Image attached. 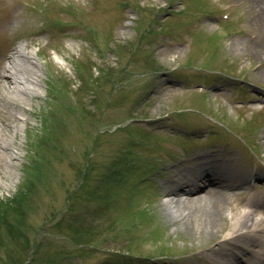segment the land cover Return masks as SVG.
<instances>
[{
  "label": "rangeland",
  "instance_id": "obj_1",
  "mask_svg": "<svg viewBox=\"0 0 264 264\" xmlns=\"http://www.w3.org/2000/svg\"><path fill=\"white\" fill-rule=\"evenodd\" d=\"M261 9L0 0V264L257 262L226 235L264 200ZM19 44L39 69L22 103L3 76ZM204 168L232 187L212 230L203 205L183 221L165 199Z\"/></svg>",
  "mask_w": 264,
  "mask_h": 264
},
{
  "label": "bare ground",
  "instance_id": "obj_2",
  "mask_svg": "<svg viewBox=\"0 0 264 264\" xmlns=\"http://www.w3.org/2000/svg\"><path fill=\"white\" fill-rule=\"evenodd\" d=\"M253 2L257 5L262 4L261 12L256 20L264 24V0H253ZM3 76L10 78L9 89L21 103L26 102L27 98L36 94V90L39 89L38 64L33 59L32 53H25L20 44L13 48L5 64ZM12 128L15 135L18 128L15 125ZM262 139L264 141V131ZM8 157L1 156V159L6 162ZM180 175L181 183L187 184V186H181L166 194L167 209L174 218L188 221L193 214L189 206L192 204L203 205L204 226L210 230L214 229L218 220L222 218L223 204L229 198L227 191L232 188L228 180L221 177L220 173L214 172L211 175L207 171L204 172L203 169H200L199 173L195 172L194 175L187 171ZM201 184H204L205 188H202ZM173 198L179 199L175 201ZM246 208L247 211L244 214L235 218L231 231L226 237L230 241H237L234 243L237 244V248H235L237 253L244 252L256 256L258 261L254 264H264V200L255 198L253 201H248ZM261 208L263 212L259 213ZM215 258L219 264H225V261L233 260V254H219Z\"/></svg>",
  "mask_w": 264,
  "mask_h": 264
},
{
  "label": "trees",
  "instance_id": "obj_3",
  "mask_svg": "<svg viewBox=\"0 0 264 264\" xmlns=\"http://www.w3.org/2000/svg\"><path fill=\"white\" fill-rule=\"evenodd\" d=\"M3 219V218H2Z\"/></svg>",
  "mask_w": 264,
  "mask_h": 264
}]
</instances>
